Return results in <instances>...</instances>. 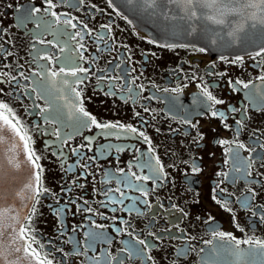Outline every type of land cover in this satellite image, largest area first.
Wrapping results in <instances>:
<instances>
[{
  "label": "flooded vegetation",
  "instance_id": "obj_1",
  "mask_svg": "<svg viewBox=\"0 0 264 264\" xmlns=\"http://www.w3.org/2000/svg\"><path fill=\"white\" fill-rule=\"evenodd\" d=\"M53 3L56 7L45 11L46 0H0V73L8 74L0 76V99L30 128L40 156L42 187L48 191L39 197L32 226L57 264H93L89 257L105 264L108 255L123 264H264V254L250 251L253 245L240 244L243 255L238 259L226 251L234 241L213 234L264 241V100L250 98L253 89L264 90L259 79L264 56L253 58L257 49L202 52L201 46L156 41L109 0ZM35 8L40 11L28 17ZM52 11L61 23L45 27L56 19ZM64 20L77 27H67ZM76 32L81 36L72 39ZM44 55L53 59L40 58ZM237 56L243 61L231 63ZM61 67L65 72L55 78L53 109L45 113L51 117L58 110L60 122L45 124L40 109L51 101L36 99L31 87L25 94L21 85L31 86L42 79L38 72L45 71L46 78V69ZM74 67L89 70L77 73L86 77L83 83L70 75ZM63 79L79 98L68 87L62 93L56 90ZM237 81L253 83L245 89ZM205 87L222 103L211 109L201 103ZM77 99L97 121L131 125L137 133L94 125L73 132L65 124L71 123V105ZM212 111L223 117L212 116ZM107 131L115 134L104 135ZM67 132L73 136L62 144ZM156 158L163 166L160 178L144 167L149 159L158 166ZM143 176L153 178H136ZM31 203L17 204L22 218ZM86 233L103 238L93 242ZM138 240L149 246L144 255L129 258L121 251ZM88 244L92 247L85 252Z\"/></svg>",
  "mask_w": 264,
  "mask_h": 264
},
{
  "label": "snow or ice",
  "instance_id": "obj_2",
  "mask_svg": "<svg viewBox=\"0 0 264 264\" xmlns=\"http://www.w3.org/2000/svg\"><path fill=\"white\" fill-rule=\"evenodd\" d=\"M49 5V11L55 8L56 5L53 0H46ZM129 3H135L137 8L144 12H149V15L156 16L159 15L165 20H173L181 23L177 24V27L186 26V30L191 33L196 30L197 22H204V26L201 31L204 35L209 36L212 43H217L219 41L221 46L230 47L238 42L247 41L251 44H259L257 50L252 53L253 58L257 56H264V0H128ZM111 3V0H109ZM40 11L39 8L31 9L28 12V17L34 16ZM56 19L52 22H46L45 27H51L52 23H61L59 16L55 11L50 13ZM126 19V17H125ZM63 24L70 28H76L77 25L72 23L71 20H64ZM219 26L218 30H213L209 28L208 25ZM40 27V24H37ZM87 28V25H84ZM102 27L110 28V25H103ZM62 34L68 35L66 30H62ZM81 36L80 32H76L71 35L72 39ZM44 41H41L43 43ZM151 43H156L152 40ZM49 43H53L49 41ZM170 48L176 47V45H165ZM187 47V45H182ZM80 48L84 45L80 44ZM199 51H206L205 48L198 49ZM63 52L64 49L61 48ZM51 61L53 57L44 55L40 57ZM222 60H226V57L221 56ZM83 59V57H81ZM243 61V56H237L231 63H238ZM48 76L45 78V71H40L36 75L41 77L39 82H34L31 86L21 85L24 88L25 94H29L28 89L31 87V93L35 94L36 99H44L46 101H51L47 103L45 108L40 109V115L44 117L45 124L58 123L60 122V113L57 110L56 115L49 116L45 113H49L53 109L54 99L52 98L53 90L56 86V79L65 69L61 67L59 71H52L51 69H46ZM89 70L81 67H74L69 70L70 75L76 77L75 83H83V79L86 77L77 76L78 72H88ZM6 73H0V76H7ZM20 76L24 79H30L25 77L21 72ZM12 81H16L17 77L11 76ZM116 79V78H113ZM259 79L264 81V76H260ZM62 87L56 89L59 92L64 91V87H68L73 95L77 98L80 97V93L74 87L69 86L67 79L61 81ZM237 83L242 84L245 89L250 87L249 83H244L243 81H237ZM129 92L132 90L129 89ZM173 91H177L174 89ZM205 99L201 103L205 104L209 109H211L215 104H220L222 101L216 99L210 91L205 87L202 90ZM0 93H3V89H0ZM109 94L115 95L114 92ZM258 96L261 100H264V90L253 89L250 93V98ZM58 99H66L64 96L57 97ZM33 107L38 108V105H33ZM148 111V109H145ZM71 123L65 124V127L73 129V132H79L82 128H88L95 126L99 129L111 130L120 128L126 130L129 134L137 133V129L131 125H123L117 123H101L97 121L96 117L88 112L84 107L82 102L77 99L75 103L71 105L70 111ZM212 116L220 115L223 117V113H218L217 111L211 112ZM185 123H190V121H185ZM39 128L40 125H35ZM194 127V125H193ZM73 132H67L64 134L62 139V144L67 143L73 136ZM54 134L60 138L61 130L56 129ZM104 135H114L112 131H107L103 133ZM138 135L143 137L145 142H149V138L144 134V132H139ZM85 139L91 141V137H86ZM33 138L30 128L24 123V121L17 114L16 110L4 99H0V178H2L5 162L10 168L19 169L21 164L27 165L31 170V180L24 186L27 191V197L24 196V192L16 193L22 201L24 199L30 200L31 207L29 214L21 217L20 211L13 206L0 207V264H57L54 257L52 256V250L47 249L46 246L41 243L36 236V230L32 226L33 219L36 215L37 209L36 204L39 203V197L46 193L48 190L42 187V174L43 168L40 165V156L36 154L33 148ZM50 143V142H49ZM221 144L228 143L227 141H220ZM238 147L243 148L244 145H238ZM264 147V145H262ZM122 150V149H118ZM73 149V152H76ZM151 151V149H150ZM23 153V160H21L20 154ZM63 155V153H60ZM156 164L158 166H153L151 159L144 165V167H149L151 171L156 175V178H160L159 174L162 172L163 166L159 165V158H156ZM71 170V166L69 167ZM238 170V169H237ZM120 171H123L122 169ZM198 171V169H194ZM133 175H135L133 173ZM137 179L149 180L153 177L143 176L136 177ZM119 191V189H117ZM147 193H145L146 195ZM3 197L2 191H0V198ZM219 202V201H218ZM27 207V205H24ZM243 206L248 207L247 201L243 202ZM58 212H63V209H57ZM86 211H91V209H86ZM231 211V209H228ZM255 215V213H253ZM260 220L264 221V215L260 216ZM117 231H121L117 229ZM214 236L224 239L228 237L230 241H234L233 244H229L226 251L234 254L239 259L243 255V250L239 249L240 244L253 245L254 247L250 249L251 252H259L264 254V241L261 240H237L234 236L224 232H215ZM91 241H96L103 238V234L100 233H86ZM51 244V241L48 242ZM138 245H143L144 247H138ZM92 245L88 244L86 246L85 252ZM149 246L146 241L138 240L135 244L126 246L121 251L128 253L129 258L131 256H142L148 250ZM55 251L63 252L62 249H55ZM79 252V249L76 250ZM203 251V250H201ZM183 251L180 255H184ZM218 254V253H217ZM67 255V254H65ZM93 264H101V259L99 257H89ZM105 264H123V261L118 257L106 256Z\"/></svg>",
  "mask_w": 264,
  "mask_h": 264
},
{
  "label": "water",
  "instance_id": "obj_3",
  "mask_svg": "<svg viewBox=\"0 0 264 264\" xmlns=\"http://www.w3.org/2000/svg\"><path fill=\"white\" fill-rule=\"evenodd\" d=\"M113 4L126 15L137 28L147 33L152 39L162 43H182L201 46L213 51L241 53L257 49L259 44H251L247 41L238 42L230 47H223L221 43H212L209 36L204 35L201 31L204 22H197L196 30L189 33L186 26L177 27L178 21L165 20L163 17L156 15L151 16L149 12L141 11L135 3H129L128 0H111ZM209 28L214 31L219 26L209 24ZM23 160V153L19 157ZM31 170L27 165L21 164L19 169L10 168L5 162L2 178H0V191L3 197L0 198V207L13 206L17 209V204L25 203L17 197L16 193L24 192L27 197L28 193L24 186L31 180Z\"/></svg>",
  "mask_w": 264,
  "mask_h": 264
}]
</instances>
